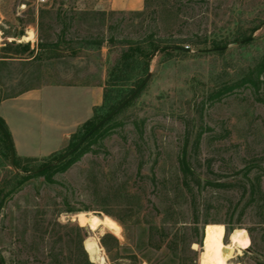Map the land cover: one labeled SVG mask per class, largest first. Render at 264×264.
<instances>
[{"label":"rangeland","instance_id":"1","mask_svg":"<svg viewBox=\"0 0 264 264\" xmlns=\"http://www.w3.org/2000/svg\"><path fill=\"white\" fill-rule=\"evenodd\" d=\"M160 1L154 13L155 5L143 12L144 0L140 10H102L96 8L100 0H0V49L15 42L29 44L34 52L21 57L33 58L30 62H0V99L44 83L93 81L102 70L105 83L128 43L142 41L147 47L151 34L163 42L160 46L180 43L189 52L154 50L145 87L68 169L54 173L52 182L44 176L25 179L10 193L0 207V253L6 264H50L49 251L60 246L62 256L75 252L62 241L54 243L58 234L69 232L57 223L84 227L83 248L92 264H99L100 257L106 264H186L166 247H149L148 230L166 225L174 234L176 226L168 221H191L194 214L201 228L198 235L187 231L194 253L181 242L180 256H194L200 264L206 254L208 264H223L208 250V228L222 225L226 244L235 235L244 237L225 264H264V75L258 90L243 86L220 99L209 98L223 82L241 78L264 53V0ZM63 32L66 41L75 42L76 56L65 45L53 51L47 47ZM242 34L253 42L241 46ZM85 40L93 43H76ZM214 44L225 46V52L218 53ZM139 73L118 91L106 83L111 102L137 88ZM69 141L60 154L68 151ZM182 151L196 174L218 185L200 192L184 187L178 161ZM42 162L29 163L30 172H20L0 144V184L9 182V191L16 182L13 173L36 174ZM92 215L103 221L96 229L79 221ZM106 233L122 245L112 257L101 244Z\"/></svg>","mask_w":264,"mask_h":264},{"label":"trees","instance_id":"2","mask_svg":"<svg viewBox=\"0 0 264 264\" xmlns=\"http://www.w3.org/2000/svg\"><path fill=\"white\" fill-rule=\"evenodd\" d=\"M160 0H144V6L145 9L143 12L149 10L152 8L153 5L155 7L152 9V12L157 13L159 7L161 6ZM100 13V12H98ZM115 11H110L109 14H113ZM101 15H105L104 12L100 13ZM259 28V26L254 27L252 31H255ZM64 32L62 36L52 44H48V48L53 51L54 48H58L62 45H65L67 49H69L70 55L76 56L77 51L76 48H74L73 44L75 43L73 40L66 41L65 40ZM153 34H151L147 40V47H144V44L142 41L138 42H129L128 48L121 52L120 56L115 61L113 67L111 68L109 72L108 79L106 80V83L111 85L112 87H116L114 91H118V89L124 84H127L129 81H132L135 77H137L138 70L140 71L139 75L142 76L141 78L137 79L138 83L141 84L148 72V58L150 54L157 49V51H160L164 54L172 55H188L189 52L185 46H183L180 43L176 44H165L164 46H160L161 41L156 42L152 39ZM239 40L244 41L240 43H243L241 46L250 44L253 42V37L250 35H244L242 34L239 38ZM78 44H92L93 42L90 40H85L84 42H76ZM102 42H97V46H101ZM218 53H224V47H219V44H214ZM10 47L11 50H7L6 47ZM33 50L31 49L29 44H21V43H15V42H9L6 44V46L1 47L0 49V62L7 61V59H13V58H21L22 55H29V57H32ZM54 54V53H52ZM37 56V55H36ZM34 56V58L36 57ZM50 57L54 55H49ZM48 56V57H49ZM264 75V53L260 57L259 61L255 64L254 67L250 68L241 78H239L236 81H225L223 84L214 92H212L209 96L211 99L221 98L223 95L229 94L233 92L235 89L243 86H248L250 88H253L254 90H258L260 88V85L263 84L262 76ZM112 82V83H111ZM138 85V86H139ZM137 86V87H138ZM145 87V86H144ZM143 87V88H144ZM142 88V89H143ZM135 89H130L129 92L123 96L119 100H114L111 102V96L110 92L112 90H104L103 94V102L101 105L96 106L94 108V114L92 118L84 122L82 125L78 127V129L71 135L68 150L73 148L100 120H102L105 116H107L113 109H115L122 101H124ZM141 92V91H140ZM139 92V93H140ZM136 97V96H135ZM134 99V98H133ZM132 99V100H133ZM261 100V98H258ZM264 99V98H262ZM131 102V101H130ZM130 102L126 104L129 105ZM101 109H106V111L100 115L99 111ZM121 111V110H120ZM119 111V112H120ZM118 112V113H119ZM115 116V115H114ZM113 116V117H114ZM109 119L107 122H105L103 125H101L81 146L78 150H76L74 153H72L70 156L65 158L64 160L60 161L58 164L49 166V164L53 163L54 161H57L62 154L60 152H54L46 157L43 158H36V157H25V158H19L17 154L15 153V167L20 172L28 173L30 172L29 169L26 168V165L32 162H38L43 161L36 169V174H29L25 175L20 174V172L16 171L13 173L12 179H16L15 184L12 185L9 191H5L7 185L9 182L3 181L0 184V207H2L5 204V199L10 195V193H13L16 187L20 185V183L25 180L29 179L35 176H44L47 178L48 182H52V175L59 171H65L70 167L72 163H74L79 156L76 157V155H79L84 147L93 139L95 138L99 132L105 127L107 123H109L112 119ZM0 123L7 129L9 135L10 132L8 130V127L5 123V121L0 117ZM11 137V135H10ZM0 144H3L5 150L7 151V155L10 156V148L9 144L6 140L5 135L0 130ZM75 158V159H74ZM71 161V162H70ZM179 164H180V172L183 175V183L182 185L189 189L190 191H193L195 188L198 192H200L203 188H206L207 186H217L218 184H215L214 182H211L206 179H202L200 175L196 174L194 169L191 167L185 151H182V153L179 155ZM23 164V165H22ZM25 164V165H24ZM204 183V184H203ZM114 191H118L119 188L113 187ZM251 194L253 195L255 193V186L251 185ZM109 197V194L107 192L106 196H103V201L107 202ZM195 202V200H194ZM195 206V205H194ZM106 214L113 216L109 212V210H104ZM121 225H126L127 220H123L120 218H115ZM80 223L83 224L85 222L84 219H79ZM168 223L172 224L173 226H176V231L174 234L170 233L168 230L169 228L164 226H150L149 227V241L148 246L154 247L156 250H161L163 247H166L171 253H173L174 257L180 258L183 262L186 264H196V257L194 256H180L181 252L179 250V243H183L187 245L188 250L191 253H194V250L191 249L190 244L191 242H194V240L188 238V230L194 231L196 235H198L200 231V223H199V216L197 214L193 215V218L191 221H185L181 220L179 218L175 220L168 221ZM204 224H208V220H204ZM179 225V226H178ZM229 227H234V224H229ZM60 228L68 229L69 232L66 234H58V237L55 239L54 243L58 244L61 241L65 243L66 247L69 246L75 248V252L70 251L68 256H62L63 253V247L60 246L59 249H56V252L51 254L49 251L50 257H51V263L50 264H92L91 261L88 259V255L85 252L83 248V232L84 227L79 226L78 224H58L56 225ZM55 226V227H56ZM53 229V228H52ZM230 229V228H229ZM54 230V229H53ZM49 231L51 234L50 230ZM156 235H159L158 242L154 240V237ZM196 242L200 243L201 241L195 240ZM156 242V243H155ZM101 244L106 249L108 255L110 257L117 255L120 249L122 248L121 242L118 238L113 236L110 233H106L101 237ZM73 245V246H72ZM72 248V249H73ZM209 257V253L207 250L205 251ZM203 259L200 261V264H208L209 260L206 256V254H203ZM0 264H6V260L4 256L0 253Z\"/></svg>","mask_w":264,"mask_h":264},{"label":"crops","instance_id":"3","mask_svg":"<svg viewBox=\"0 0 264 264\" xmlns=\"http://www.w3.org/2000/svg\"><path fill=\"white\" fill-rule=\"evenodd\" d=\"M143 0H100L102 10H140ZM36 54V53H35ZM33 58L10 59L30 62ZM9 61V59L7 60ZM106 72L78 83H44L0 99V117L21 157H44L60 149L101 105Z\"/></svg>","mask_w":264,"mask_h":264},{"label":"bare ground","instance_id":"4","mask_svg":"<svg viewBox=\"0 0 264 264\" xmlns=\"http://www.w3.org/2000/svg\"><path fill=\"white\" fill-rule=\"evenodd\" d=\"M84 220L92 229L98 228L103 223L102 219L96 215H92L90 218L86 217ZM208 229L209 235H211V243L208 250L214 258L225 264L232 257L234 246L244 243V237L242 235H235L232 241L226 244L224 242V227L222 225H212ZM90 245L92 252L96 251L95 244L90 243ZM103 258L100 257L99 264H106Z\"/></svg>","mask_w":264,"mask_h":264},{"label":"water","instance_id":"5","mask_svg":"<svg viewBox=\"0 0 264 264\" xmlns=\"http://www.w3.org/2000/svg\"><path fill=\"white\" fill-rule=\"evenodd\" d=\"M244 42V41H241ZM212 50V49H208ZM157 49L155 50V52ZM151 76V73H148L143 82L124 100L122 101L115 109H113L107 116H105L102 120H100L73 148L65 152L61 157L54 163L49 164V166L58 164L60 161L64 160L68 156H70L72 153H74L76 150L80 148V146L105 122H107L109 119H111L114 115H116L121 109H123L128 102H130L146 85L149 78ZM0 130L3 132V134L6 137V140L9 144L10 148V163L13 168H15V149L12 142V139L7 131V129L0 123Z\"/></svg>","mask_w":264,"mask_h":264}]
</instances>
